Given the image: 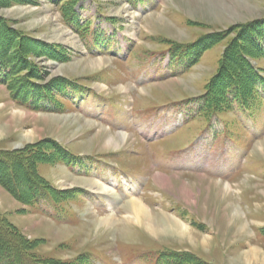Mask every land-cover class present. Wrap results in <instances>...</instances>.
I'll return each mask as SVG.
<instances>
[{"label": "rangeland", "instance_id": "obj_1", "mask_svg": "<svg viewBox=\"0 0 264 264\" xmlns=\"http://www.w3.org/2000/svg\"><path fill=\"white\" fill-rule=\"evenodd\" d=\"M73 1L0 0V59L22 66L23 76L40 84L68 78L84 87L68 98L58 95L62 111L49 112L20 106L0 83V149L14 158L32 155L27 160L36 164V178L48 185L86 194L54 215L0 182L4 227L26 247L59 261L92 252L94 264H158L160 252L176 250L187 256L184 264H264V87L251 111H200V97L220 64L226 72L240 70L232 56L223 62L233 40L245 41L248 60L264 75V0H78L73 9L81 31L65 20ZM252 33H262V51L251 50ZM197 41L205 50L175 73L169 45ZM52 46L58 54L47 50ZM8 102L12 106L4 108ZM110 133L130 137L110 146ZM54 143L81 163L33 162L41 158L35 152ZM23 171L17 168L26 190ZM158 175L168 178L166 186ZM130 199L140 200L158 221L164 213L174 218L188 236L156 237L133 220L124 235ZM106 217L113 227L96 231Z\"/></svg>", "mask_w": 264, "mask_h": 264}, {"label": "trees", "instance_id": "obj_2", "mask_svg": "<svg viewBox=\"0 0 264 264\" xmlns=\"http://www.w3.org/2000/svg\"><path fill=\"white\" fill-rule=\"evenodd\" d=\"M77 1L78 0L73 1L72 3L74 4L69 5V10L64 9V13L66 15V23L73 29L81 31L83 28L79 22V14L75 8L73 9ZM130 1L133 2L134 0ZM254 33L251 35V41L254 44V47L250 45L251 50L253 49L255 51L256 48L262 51L263 47H261L262 44L261 41H259L262 33L255 35ZM210 36H213V34ZM241 39L242 38H238L235 42L232 39V43H230L225 51L226 57L224 56L225 58H223L224 62L225 59L227 61V56H232L233 61L239 66L240 70L239 72L232 70L226 72L225 62L223 66L220 64L221 71L211 80L207 91L200 97V111L204 112V115L205 113L208 116L217 114L221 112L222 109H232L233 106H237L238 109L251 111L256 104L255 100L260 97L258 88L264 87V75L257 66L248 60V56H250L252 52L246 48L245 41L242 42ZM203 42L204 41L200 43L197 41L196 43L185 44L177 42L169 45L168 49L169 52H171L170 66L174 67L175 73L183 66H191L193 65L192 62L198 60L199 55L206 48V46H202ZM257 44H259V46ZM99 45L97 47H99ZM47 50H50L52 54H58V50L55 46H52L51 49L48 47ZM1 51L4 52L3 47L0 48V53ZM193 52H195L196 55L191 57ZM23 54L25 53L23 52L22 55ZM0 60V66L2 63L4 64L2 65L3 70L0 71V83H5L7 87H9L10 95L16 103L27 109L60 112L62 111L63 104L61 105L58 101V95L68 98L69 93L73 92L72 90L79 92L84 90V87L78 88L81 85L68 78H61L59 82L54 84H40L37 79L29 77L27 75L28 73L23 76L22 66L11 63L5 64L4 62L6 61L4 60L7 59ZM26 60V63L32 62L28 59ZM32 75H35L34 71ZM215 84L218 86V89H215ZM52 86L53 88H51ZM38 147L40 148V146ZM2 151L4 150L0 149V153L3 154H0V182L7 186L18 199H28L36 210L52 211L56 212V214H60L68 210L65 206L66 201L75 200L82 194V189L72 188L63 190L52 187L43 182V180L36 178V164L35 167H33L29 163V160H27L31 158L32 155L26 156L25 153L23 155L20 154V152L17 158H14L9 153ZM34 154L41 157L35 158L33 160L34 163L50 162L69 165L78 163V156L71 152L69 148L59 143H54L53 146L47 148L43 147ZM20 166L23 168V174L26 176L24 180L26 190H23L19 184L21 179L18 176L17 168ZM3 223L4 218L0 215V264H90L89 258H91L92 252L84 253L82 259L59 261L55 259L56 257L43 255L35 249L28 248L22 243L19 237L13 235L12 232L4 227ZM1 228L3 231H1ZM261 232L264 234V228H261ZM158 258L163 259L164 264H184L183 262L188 260L186 255L180 258L176 250H163V252H160ZM188 262L191 261L189 260Z\"/></svg>", "mask_w": 264, "mask_h": 264}, {"label": "bare ground", "instance_id": "obj_3", "mask_svg": "<svg viewBox=\"0 0 264 264\" xmlns=\"http://www.w3.org/2000/svg\"><path fill=\"white\" fill-rule=\"evenodd\" d=\"M158 20H159V22L161 24L167 26V23L164 20H162V19H158ZM9 106H12V104L8 102V103H6L4 108L5 107H9ZM24 113H28V112L24 111ZM65 118H69V117H65ZM86 122L89 123V124H94V123L89 122V121H86ZM100 128L102 130H106V132H108L107 129H105L104 127H100ZM99 135L100 134H98L96 137H98ZM110 135L111 136L107 137V144L110 145V146H112V145L116 146L117 144L120 145V143H125L127 141V139L130 137V135H121V134L117 135V134H112V133H110ZM20 145H18V146L21 147ZM260 147H261V149L264 150V145H261ZM200 178H203V177H200ZM157 179H158V182L162 186H166L168 184V181H169L168 178H166L163 175H158ZM83 181H86V180L76 179L73 182L79 183V182H83ZM86 183L90 184V185H94L95 187H97L100 190L101 193L110 192L111 194H113L111 192V190L108 189V187L99 186L98 183H95L92 180H87ZM225 186H226V188H224V192L226 194L228 192V185L226 184ZM128 206L130 207L132 215H131L130 218H128L126 220V222L124 224L125 227L124 226L122 227V231H123L124 235L128 234L129 232H131V230H130L131 227H129V226L133 223L132 220L135 223H138V222L139 223L140 222L144 223L145 229L149 233L153 234L156 237H160L162 235H164V236H167V235L179 236L180 235V236L184 237L185 235H187V231H186L187 229L184 230L185 227L181 226L180 225L181 223L179 224L177 220H175L174 218H170L167 214L164 213V214H162V216L164 218H162V219H160L158 221V218L152 213V210L147 208L138 199H130L128 201ZM234 212H235L234 217L237 218L239 214L236 212V210H234ZM163 219L164 220L166 219L165 220L166 222H163ZM42 221L43 222H47V221H45L43 219L41 220V222ZM113 224H114L113 219H111L110 217H106V218H102L101 220H99V222L97 224H95L94 228H95L96 231L98 230V232L102 231V229L103 230H106V229L110 230L109 228L113 227ZM238 230H241L242 234H244V230H242L241 228L240 229L238 228ZM238 230H237V232H238ZM252 259H254V258H252Z\"/></svg>", "mask_w": 264, "mask_h": 264}]
</instances>
